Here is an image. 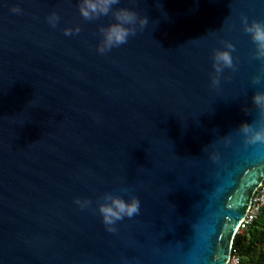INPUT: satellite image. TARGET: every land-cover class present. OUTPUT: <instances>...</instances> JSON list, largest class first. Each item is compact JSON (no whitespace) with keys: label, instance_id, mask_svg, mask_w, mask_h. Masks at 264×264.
Wrapping results in <instances>:
<instances>
[{"label":"water","instance_id":"95a60500","mask_svg":"<svg viewBox=\"0 0 264 264\" xmlns=\"http://www.w3.org/2000/svg\"><path fill=\"white\" fill-rule=\"evenodd\" d=\"M80 3L0 0V264H227L264 179L240 132L264 92L241 17L264 22V0H119L91 20ZM120 8L148 22L100 53ZM217 49L235 69L216 73ZM108 194L140 202L114 231Z\"/></svg>","mask_w":264,"mask_h":264},{"label":"clouds","instance_id":"9594fccd","mask_svg":"<svg viewBox=\"0 0 264 264\" xmlns=\"http://www.w3.org/2000/svg\"><path fill=\"white\" fill-rule=\"evenodd\" d=\"M119 0H81L79 5L80 14L87 20H91L94 17L102 15H108L114 5H117ZM14 13L21 11L18 7L11 9ZM115 17V23L110 24L107 28H102L103 40L98 46V51L104 53L110 50L112 47H116L127 43L130 35H135L137 22L140 27L143 28L147 24V18H139L134 11L120 8L113 13ZM59 19L56 13H52L49 17V23L55 26L56 21ZM243 29L245 32L251 34V39L256 46L254 56L257 59L264 60V22L253 20L248 23L247 17H241ZM80 29H65V35H72L73 32H79ZM226 48L235 51L234 45L226 43ZM235 69L233 63V57L228 50H215L213 53V68L216 73L219 74L223 68ZM261 77H253V83H259ZM213 86L219 84L218 76L212 77ZM252 102L259 110V127L252 124L242 123L240 125V132L244 134L246 143L264 144V92H256L252 96ZM105 200L110 203H102L98 206V210L102 216L103 223L108 226L109 231L115 229L111 227L116 221L122 220L124 217H133L140 211V202L136 196H131L130 200L125 201L118 196H112L108 194L105 196ZM82 208L88 206L91 202L89 200L76 201Z\"/></svg>","mask_w":264,"mask_h":264},{"label":"trees","instance_id":"16d2710c","mask_svg":"<svg viewBox=\"0 0 264 264\" xmlns=\"http://www.w3.org/2000/svg\"><path fill=\"white\" fill-rule=\"evenodd\" d=\"M242 264H264V207L257 217L233 239Z\"/></svg>","mask_w":264,"mask_h":264},{"label":"built area","instance_id":"2783aa9c","mask_svg":"<svg viewBox=\"0 0 264 264\" xmlns=\"http://www.w3.org/2000/svg\"><path fill=\"white\" fill-rule=\"evenodd\" d=\"M264 207V179L258 185L254 191L250 204L246 210L244 217L240 220V223L237 227L236 233L244 229L250 222H252L261 209ZM227 264H242L241 257L237 247H234L233 243L230 247L229 257Z\"/></svg>","mask_w":264,"mask_h":264},{"label":"bare ground","instance_id":"6f19581e","mask_svg":"<svg viewBox=\"0 0 264 264\" xmlns=\"http://www.w3.org/2000/svg\"><path fill=\"white\" fill-rule=\"evenodd\" d=\"M250 224V223H249Z\"/></svg>","mask_w":264,"mask_h":264}]
</instances>
